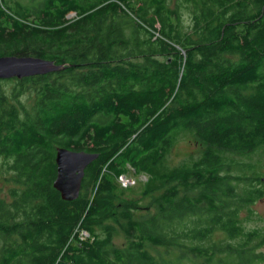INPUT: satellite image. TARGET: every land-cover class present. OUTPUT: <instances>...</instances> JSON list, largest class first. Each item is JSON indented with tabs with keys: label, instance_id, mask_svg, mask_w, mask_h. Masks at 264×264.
Instances as JSON below:
<instances>
[{
	"label": "trees",
	"instance_id": "trees-1",
	"mask_svg": "<svg viewBox=\"0 0 264 264\" xmlns=\"http://www.w3.org/2000/svg\"><path fill=\"white\" fill-rule=\"evenodd\" d=\"M7 56L58 69L0 80V264L262 261L241 215L264 177L233 156L264 147V0H0ZM181 133L201 156L166 170ZM57 148L98 155L73 201ZM127 166L138 201L108 178Z\"/></svg>",
	"mask_w": 264,
	"mask_h": 264
},
{
	"label": "rangeland",
	"instance_id": "rangeland-1",
	"mask_svg": "<svg viewBox=\"0 0 264 264\" xmlns=\"http://www.w3.org/2000/svg\"><path fill=\"white\" fill-rule=\"evenodd\" d=\"M22 4H25L27 0H19ZM132 5V3H131ZM177 142L170 149V153L164 159V166L166 170H172L173 168L179 167L185 164H191L194 160L201 156V149L194 143L189 134L181 133L177 135ZM234 157V158H233ZM233 160L237 162H245L254 167V172H258L260 176L264 177V147L257 149L248 157H235ZM236 171V170H235ZM249 172V171H248ZM120 176V178H119ZM108 178L112 180L115 185L117 195L124 199H130L138 201L146 183L148 176L143 173L135 172L133 168L127 166L124 174L114 175L110 173ZM241 223L246 230H262L264 233V196L261 200L253 203L249 210L243 211L241 215ZM114 243L118 247H125L126 242L123 235L119 232L116 233ZM82 239L89 238V235L82 232ZM219 240L224 241V235L219 234ZM259 254L262 255V261L259 264H264V245L258 249Z\"/></svg>",
	"mask_w": 264,
	"mask_h": 264
},
{
	"label": "water",
	"instance_id": "water-1",
	"mask_svg": "<svg viewBox=\"0 0 264 264\" xmlns=\"http://www.w3.org/2000/svg\"><path fill=\"white\" fill-rule=\"evenodd\" d=\"M58 68L48 60L34 57L7 56L0 57V80L26 78L46 74ZM55 154L56 177L53 188L64 201H73L81 191L85 169L96 158L97 154L84 151H72L57 148ZM264 182V178L262 179Z\"/></svg>",
	"mask_w": 264,
	"mask_h": 264
},
{
	"label": "built area",
	"instance_id": "built-area-1",
	"mask_svg": "<svg viewBox=\"0 0 264 264\" xmlns=\"http://www.w3.org/2000/svg\"><path fill=\"white\" fill-rule=\"evenodd\" d=\"M119 178H120V176H119Z\"/></svg>",
	"mask_w": 264,
	"mask_h": 264
}]
</instances>
